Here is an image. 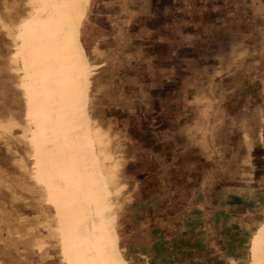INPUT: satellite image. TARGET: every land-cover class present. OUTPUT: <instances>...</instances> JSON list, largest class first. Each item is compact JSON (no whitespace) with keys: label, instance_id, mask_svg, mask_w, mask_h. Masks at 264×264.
<instances>
[{"label":"rangeland","instance_id":"rangeland-1","mask_svg":"<svg viewBox=\"0 0 264 264\" xmlns=\"http://www.w3.org/2000/svg\"><path fill=\"white\" fill-rule=\"evenodd\" d=\"M220 1L83 0L84 15L75 21L76 60L78 62L80 55L84 64L91 116L111 136L113 160L119 163L112 173L114 180L119 174L122 180L126 166L124 178L130 183L128 205L122 209L123 214L119 213L121 205L115 195L118 191L111 189L117 210V230L119 232L127 223L129 232L134 233L137 226L143 231L139 236L143 244L151 243L154 238L156 260H152L151 251L145 252V264H174V255L170 251L173 233H176L173 226L176 223L183 227V218L176 222L172 218L175 213L183 212L184 203L183 200L175 202L171 182L175 165L183 161L182 154L189 149L204 143L209 161L217 164L218 175H222L225 183H236L256 194L264 192V92L259 91L264 76H250L255 66L250 59H217L216 52L226 51L229 46L219 41V36L222 30L226 35L231 29L217 28L216 23L221 20L227 23L232 17L230 9L220 11L217 5ZM4 2L7 5L9 0ZM19 2L27 14L28 6L24 0ZM153 3L159 9L153 17L146 18V14L152 12ZM8 11L0 13V29L9 42L0 60L7 70L0 74L9 73L14 88L8 92L0 84V264H73L72 260L74 264H87L84 263L86 254L93 258L91 264H96L92 254L94 248L87 252L78 249L79 257L71 260L45 184L35 164L30 162V154L34 152L30 140L31 91L27 76L20 68L17 43L32 16L20 30L13 31L8 27L14 26L16 18L8 23L6 17L12 16ZM153 24L158 31L152 36L143 26ZM38 29L32 43L38 39ZM82 37L90 41L89 55ZM31 46L28 48L29 63L34 82L40 85L37 121L44 115L52 127L49 146L37 137L36 130L34 145L42 149L43 162L49 159L46 172L52 189L58 193L56 189L59 188L58 191L64 193L61 198L65 202V214L73 223L74 219L79 220L82 209L89 213L87 205L91 203L83 197L75 206V201L72 203L71 200L73 194L68 192L71 188L65 190L55 180L56 171L63 174L61 171L66 168L65 165L62 168L59 151L61 135L67 128L66 117L56 116L52 106L50 79L56 80L57 73L53 72L54 77L49 78L42 60L36 63L32 57ZM92 78L96 81L95 86H92ZM254 104L258 107H253ZM201 108L204 109L202 126L196 130L190 126L184 128V122ZM88 110L87 118L93 133L103 135L93 127ZM197 133H204L203 141L198 139ZM86 136L84 147L89 167L91 164L94 177L100 179L96 150L89 135ZM50 152L52 160L47 158ZM179 155H182L180 159ZM71 182L74 188L79 186L78 182ZM63 222L67 231L64 219ZM90 222L92 227V219ZM263 222L261 215L255 228L247 234L241 264L250 263L247 244ZM68 240L70 245V238ZM55 251L57 260L53 256ZM123 256L126 258L125 254Z\"/></svg>","mask_w":264,"mask_h":264},{"label":"crops","instance_id":"crops-1","mask_svg":"<svg viewBox=\"0 0 264 264\" xmlns=\"http://www.w3.org/2000/svg\"><path fill=\"white\" fill-rule=\"evenodd\" d=\"M19 1L9 0L6 5L4 0H0V13L5 12L6 10L11 11H8V13L10 12L9 14L12 15L11 18L6 17V20L9 23L16 18L14 26H7L8 28L14 29L13 31L16 29L20 30L23 24L32 16L22 30V37L19 39V43H17L20 50V68L27 76V85L31 91L32 131L30 140L31 144H33L32 149L34 148V152L30 154V162L35 164L40 179H42L45 184L46 190L55 209L59 225H61L66 238V249L69 250L70 245L67 243L69 241V232L68 230H65L63 217L55 207L53 187L49 175L46 172L48 169L46 162L49 160L47 158H50L53 154L50 152L51 154L49 153L47 158H45L47 160H44L43 162L42 149L39 150L34 145L36 144L34 142L36 130L37 137H41L45 146L47 145L46 147H48V139L51 134L49 130L52 127L50 126L51 122L48 121L44 115H42L39 122L37 121L40 109V85L34 82L33 70L29 63L31 57L28 48L32 44V57L35 58L36 63L37 61L40 63L45 51L46 33L51 18L52 1L24 0V3L28 6L27 14L23 4ZM36 1L37 7L35 8ZM156 5L157 4L153 3L150 10L152 11ZM217 5L221 12L229 11V9L230 12H232V17L227 23H223V20L216 23L217 28L224 27L225 29H231L226 35H223L224 30H222V35L219 36V41L229 46H227L226 51L219 50L216 52L217 59L230 60L242 57L246 58V60L250 59L254 61V63L251 64L255 65L251 69L253 71L249 73L250 76L255 74L264 76V0H221ZM246 14L249 16H246ZM37 29L39 30L38 39L32 43ZM143 29L150 31L152 36L158 31L151 26H143ZM82 38L89 55V52L92 50L90 41H85L84 37ZM7 45H9V42L6 39L5 33L0 29V60L5 53ZM77 67L78 90H80L84 109V140L87 138L86 135L88 134L93 141L97 154L98 168L102 179L94 177L91 164L90 171L95 184L103 196L105 204L112 212L115 221L112 235V252L115 264H145V252L150 251L153 253L152 260L155 261L154 253L156 252V243H154V238L151 239V243L149 242L147 245L143 244V241L141 242L139 240V236L140 234H143V231L137 226L134 233L131 231L129 232L127 223L123 224L121 229H119V232L117 230V210L111 189L118 191L115 195L117 197L116 199L119 198V205H121L119 213L123 214L121 213L122 209H126V205H128L127 192L128 186L130 185L129 181L124 178L126 166L124 168L122 180L120 181L121 174L119 173L114 180L115 174L112 173H115L119 163L114 161L115 159L113 160V143L110 140V134L104 132V130L96 123L97 121L91 116L89 86L84 72V64L80 55ZM6 70L7 66L0 61V73L4 71L6 72ZM11 78L12 76L9 73H4L2 76L0 74V84H2L8 92H11L14 88ZM95 84L96 81L92 78V86H95ZM41 86L44 87L42 83ZM259 91L264 92V84H261ZM44 96H46V93H44ZM45 100L47 106V99L45 98ZM222 107L227 110V107H224L223 105ZM253 107L258 106L254 104ZM87 110L89 112L90 120L93 123V127H97L104 136L93 133L88 122ZM200 110L197 113L190 115V117L184 122V128L190 126L191 129L196 130L202 126L204 121V109L201 108ZM44 111L45 108L43 112ZM196 135L199 137L198 139L200 141H203L202 138L204 137V133H197ZM242 139L243 135H241V140ZM182 155L183 161L175 165L176 170L175 174H173L174 180L171 182V186H174L173 196L175 202L179 203V201L183 200L184 203L183 212L175 213L172 218L175 222L177 220L181 221L183 218V227H181V225H176V223H174L173 226L176 230V233H173L174 243L171 245L172 248H170V251L174 255L173 263L241 264L240 262L243 260L245 252L242 247L244 246L246 236L252 232L256 223L260 221V216L262 215V217H264V192L262 194H256L249 188L240 186L236 183H225L222 175L220 173V175H218L219 170L217 164L209 161L207 147L204 143H199L197 147L189 149V151ZM182 155H179V159ZM50 160H52V158H50ZM212 178H214V183H211ZM122 188L125 189L121 190ZM181 188L182 192H179V189ZM153 198L154 194L152 196V199ZM126 217L127 214L125 213L124 218ZM263 229L264 222L258 233L250 239L247 244V250L250 253L249 264H254L253 258L255 261ZM171 230L170 234L172 233ZM56 243L57 242H55L54 245H56ZM124 254L126 255V258L123 256ZM53 256L55 260H57L58 253L55 251Z\"/></svg>","mask_w":264,"mask_h":264},{"label":"bare ground","instance_id":"bare-ground-1","mask_svg":"<svg viewBox=\"0 0 264 264\" xmlns=\"http://www.w3.org/2000/svg\"><path fill=\"white\" fill-rule=\"evenodd\" d=\"M51 1V18L41 63L49 78L54 77L53 72L57 73L56 80L50 79L52 106L56 116L64 115L66 117L67 124V128L65 127L61 135L59 148L63 159L62 168L63 165L66 168L64 167L63 170L58 168L60 171L62 170L63 174L56 171L55 180L63 189L71 188L68 189V192L73 194L71 197L73 202L71 200L70 202L74 203L75 201V206H77L78 200L83 197L91 203L89 206L87 205L89 213L82 209V212L78 214L79 220L74 219L73 223H70L69 217L65 214V202L61 198L64 193H60L59 188L56 189V187L58 193L53 192L55 207L63 217L69 231L71 260L79 257L78 249L81 252H87L94 248V253H92L93 251L91 253L96 259V264H115L112 253L114 217L90 173L84 147V110L78 90L77 51L75 49L78 40L75 21L84 15L83 0ZM71 181L78 182L79 186L74 188ZM68 182L73 187L70 184L68 186ZM90 219L93 221L92 227ZM87 255L84 256L87 260L84 263L91 264L93 258L91 259ZM72 262L74 264L75 261L72 260ZM254 264H264V229Z\"/></svg>","mask_w":264,"mask_h":264},{"label":"trees","instance_id":"trees-1","mask_svg":"<svg viewBox=\"0 0 264 264\" xmlns=\"http://www.w3.org/2000/svg\"><path fill=\"white\" fill-rule=\"evenodd\" d=\"M155 4H156V3H155ZM158 9H159V7H158V5H156V6L154 7V9L152 10V12L146 14V16H147L146 18H151V17H153L154 14H155V12H156V10H158ZM181 26H183V25H181ZM151 27L154 28L155 30H158V28L156 27L155 24H153Z\"/></svg>","mask_w":264,"mask_h":264}]
</instances>
